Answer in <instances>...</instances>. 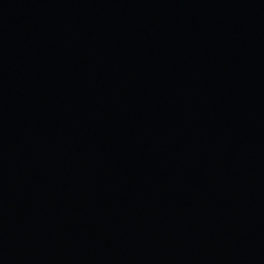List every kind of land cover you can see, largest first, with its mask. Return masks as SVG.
<instances>
[{
    "label": "water",
    "instance_id": "1",
    "mask_svg": "<svg viewBox=\"0 0 264 264\" xmlns=\"http://www.w3.org/2000/svg\"><path fill=\"white\" fill-rule=\"evenodd\" d=\"M0 264H264V0H0Z\"/></svg>",
    "mask_w": 264,
    "mask_h": 264
}]
</instances>
